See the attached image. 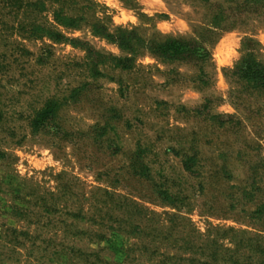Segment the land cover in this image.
<instances>
[{
  "label": "rangeland",
  "instance_id": "374dc122",
  "mask_svg": "<svg viewBox=\"0 0 264 264\" xmlns=\"http://www.w3.org/2000/svg\"><path fill=\"white\" fill-rule=\"evenodd\" d=\"M168 39L191 54L149 49ZM247 55L264 64L260 2L0 0V264H264Z\"/></svg>",
  "mask_w": 264,
  "mask_h": 264
},
{
  "label": "trees",
  "instance_id": "16d2710c",
  "mask_svg": "<svg viewBox=\"0 0 264 264\" xmlns=\"http://www.w3.org/2000/svg\"><path fill=\"white\" fill-rule=\"evenodd\" d=\"M251 1L264 4V0ZM58 19V21L63 25H74V20L72 18L63 17ZM93 30L95 33L117 43L122 49L133 50L134 45L138 43L132 42V38L127 37L125 32L119 31L117 34L106 32V28L101 24L93 25ZM149 49L151 52L168 60L183 59L184 57L190 55L192 51L186 41L179 39H168L163 42H156L153 43ZM232 74L240 80L246 82L252 88L264 93V64L255 60L251 55H247L242 58L235 66ZM58 108L59 104L56 101L48 100L39 110L35 112L30 121L31 129L33 131L39 130L47 121L55 116Z\"/></svg>",
  "mask_w": 264,
  "mask_h": 264
}]
</instances>
